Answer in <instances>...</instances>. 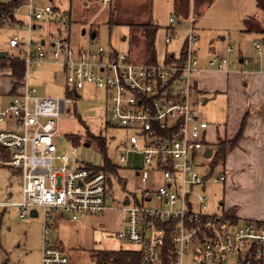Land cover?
<instances>
[{
	"label": "built area",
	"instance_id": "1",
	"mask_svg": "<svg viewBox=\"0 0 264 264\" xmlns=\"http://www.w3.org/2000/svg\"><path fill=\"white\" fill-rule=\"evenodd\" d=\"M18 1L22 3L13 15L24 25L18 16L25 12L27 38L14 37L9 45L25 64V75L22 93L0 112V124L5 125L0 129V165L20 174L22 200L0 206L19 208L22 221L33 218V211L37 217L43 212L41 264H75L49 236L52 211L69 213L76 220L111 210L123 216L118 239L141 247L136 251L140 264H264V221L232 220L208 212L206 186L226 177L210 169L202 172L200 153L210 124L194 101L200 71L195 12L183 23L169 18L167 45L178 40L180 26L185 27L179 54L147 64L97 48L91 41L79 46L68 37L43 38L40 22L53 14L52 8H41L38 0ZM34 31L40 36L34 37ZM255 48L262 55L261 44L255 43ZM227 50L235 51L232 46ZM47 61L61 69L71 95L67 99L42 97L30 88L32 68ZM210 65L227 71L229 59L215 55ZM86 86L104 92L108 121L127 133L118 165L128 166L131 154L141 159L142 166L135 170L141 197L134 195L125 205L115 198L117 172L81 162L76 150L69 155L56 143L62 116Z\"/></svg>",
	"mask_w": 264,
	"mask_h": 264
},
{
	"label": "rangeland",
	"instance_id": "2",
	"mask_svg": "<svg viewBox=\"0 0 264 264\" xmlns=\"http://www.w3.org/2000/svg\"><path fill=\"white\" fill-rule=\"evenodd\" d=\"M103 1L38 0L41 8L51 7L53 10L52 15L40 22L44 26L43 38L51 35L68 37L73 44L79 46H86L91 41L97 44V48L115 51L130 56L136 63H144L147 41L143 26L151 25L157 29L156 61L163 63L167 50L175 48V43H165L169 18H184L194 7L199 17L197 29L201 36V56L207 55L212 45L217 55L228 56L230 61L237 51L227 54V46L253 52L257 34L250 28L264 26V9L256 0H194L193 4L192 0H112L106 4ZM19 18L26 24L27 16L24 11ZM25 24L14 25L12 22L6 27H0V51L9 52V58H14L16 54L10 48V40L19 37L25 41L27 38ZM92 32L97 33L95 39H92ZM179 34H184L180 28ZM38 36L40 33L34 31V37ZM10 65V61L3 63L0 60V112L16 96L11 92L13 83ZM29 85L42 97H68L65 78L51 61L32 68ZM80 96L70 111L61 118L57 145L69 155L76 150L81 162L93 163L97 167H101L109 159L117 170L114 180L116 199L122 201L131 195L140 198L142 185L135 170L142 166L141 159L138 155L131 154L128 166L118 165L119 153L124 151L121 144L126 142L127 133L108 121L104 92L94 86H86ZM207 99L209 97L197 95V108L207 121L221 123V116L216 113L219 109L213 108L221 100L204 105ZM4 128L5 125L0 124V129ZM86 144L90 146L86 147ZM206 167L213 170L214 174L226 177L223 174L224 160H218L217 165L206 164ZM21 183V177L13 169L0 166V203L22 200ZM224 190V182H219L207 185L204 191L209 198L208 212L219 217L230 215V211L224 206ZM258 208L259 205L250 208L249 212ZM19 215V208L0 206V264H41L45 237L44 214L40 211V217H29L26 221H22ZM49 225V236L75 264H98L104 253L136 252L141 249L139 245L118 239L117 235L124 226L120 211L83 215L76 220L69 213L52 211Z\"/></svg>",
	"mask_w": 264,
	"mask_h": 264
},
{
	"label": "crops",
	"instance_id": "3",
	"mask_svg": "<svg viewBox=\"0 0 264 264\" xmlns=\"http://www.w3.org/2000/svg\"><path fill=\"white\" fill-rule=\"evenodd\" d=\"M207 1L211 0H204V2ZM256 1L264 9V0ZM193 3L194 0H192ZM192 10L195 12L194 7L191 8ZM189 14L178 20L181 23L185 22ZM17 22L14 25H17ZM184 29L183 24L180 26V31H183L184 34H180V38L173 42L175 43L174 49L167 50L164 61L168 60V55L170 54H179L183 47ZM250 29L257 34L253 46L255 48V43L261 44L262 55L256 51V48L253 52L246 49L237 50L234 48V52L237 51V53L229 61L227 71H219L211 67L210 60L213 56L217 55L212 45H210L209 53L201 56V36L197 29L200 39L198 52L200 71L196 82L195 97L199 94L200 96L209 97L204 102V105L210 102L217 103L218 99L221 100L213 106V108L219 109L216 113L217 116L218 114L221 116V123L209 122L205 119L209 122L210 128L207 132L206 148L200 153L201 163L204 164L202 172H207V169H210L206 167V164H213L219 149L224 148L223 174L227 177L226 181H224V206L230 211V215L227 216H234V218H231L232 220H243L241 217L244 216L249 218H245L244 220L264 221V32H261L264 31V26L251 27ZM222 40L224 41L225 38H222ZM231 53L233 52H228L227 50V54ZM219 57L228 58V56ZM246 61H250L251 63L246 64ZM10 73L13 83L11 92H14L17 96L23 91L22 80L24 76L17 83V79L12 76L11 65ZM7 90H4L5 93H7ZM78 98H81V96ZM244 119H246V123L242 131V138L237 140ZM209 149L212 150V156L207 158L206 153ZM210 173L217 175L214 174L213 170H210ZM17 175L20 176L19 173ZM115 179H113V188ZM131 197L132 195L125 197L122 201L116 200L120 205H125L128 203L127 199H131ZM258 205L260 208L252 213L249 212L250 208Z\"/></svg>",
	"mask_w": 264,
	"mask_h": 264
},
{
	"label": "trees",
	"instance_id": "4",
	"mask_svg": "<svg viewBox=\"0 0 264 264\" xmlns=\"http://www.w3.org/2000/svg\"><path fill=\"white\" fill-rule=\"evenodd\" d=\"M22 1L13 0L11 2H5L0 0V27H6L9 24H12V22L15 24L16 18L14 17V11L15 8L18 7ZM145 29V39L147 41L146 43V59L143 60L144 63L152 64L156 63V50H155V34L157 32V29L152 27L151 25L143 26ZM95 34V38L97 36L96 32H93V35ZM3 63L6 61H10L11 63V70H12V76L20 81L24 74H25V64L19 60L18 58H9V56L5 57L4 59H0ZM5 66V64H4ZM68 96H71L70 94ZM246 123V119H244L241 132L237 137V140H240L242 138V131L244 128V125ZM105 147V146H104ZM218 160H225V149L221 148L219 149L216 159L213 161V164L218 163ZM105 169L109 172L116 173L117 170L114 169L112 166V163L109 159H106L105 161ZM116 168V167H115ZM226 218H234V216H226ZM98 264H140V253L138 252H129V251H120V252H108L104 253L103 256L100 257L98 260Z\"/></svg>",
	"mask_w": 264,
	"mask_h": 264
},
{
	"label": "water",
	"instance_id": "5",
	"mask_svg": "<svg viewBox=\"0 0 264 264\" xmlns=\"http://www.w3.org/2000/svg\"><path fill=\"white\" fill-rule=\"evenodd\" d=\"M92 39H95V34L92 36ZM9 55V53L8 52H6V51H0V59H4L5 57H7ZM76 97H80V95L79 94H76ZM90 145L89 144H86V147H89ZM212 156V150L211 149H209L208 151H207V153H206V157L207 158H210ZM32 216L34 217V218H37V212L36 211H33L32 212Z\"/></svg>",
	"mask_w": 264,
	"mask_h": 264
}]
</instances>
